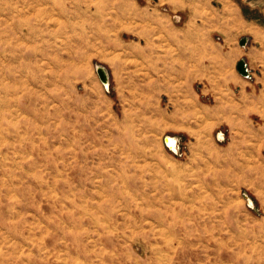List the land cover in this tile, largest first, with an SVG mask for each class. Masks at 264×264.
Masks as SVG:
<instances>
[{
	"label": "rangeland",
	"instance_id": "obj_1",
	"mask_svg": "<svg viewBox=\"0 0 264 264\" xmlns=\"http://www.w3.org/2000/svg\"><path fill=\"white\" fill-rule=\"evenodd\" d=\"M0 2V264H264L263 12Z\"/></svg>",
	"mask_w": 264,
	"mask_h": 264
},
{
	"label": "bare ground",
	"instance_id": "obj_2",
	"mask_svg": "<svg viewBox=\"0 0 264 264\" xmlns=\"http://www.w3.org/2000/svg\"><path fill=\"white\" fill-rule=\"evenodd\" d=\"M0 7H7V6H4L1 2H0ZM2 10V9H1ZM100 13V12H99ZM4 32H5V29L3 30ZM1 33H3L2 31H0V40H2V41H4L5 42V45H8L9 47H12L11 46V42L9 41V40H7L8 39V37L7 38H5V40L4 39H2V36H1ZM15 49V50H14ZM11 50L13 51L14 50V52H16V51H18V47H16V46H14L13 45V47L11 48ZM15 54V53H14ZM31 54V53H30ZM21 55V54H20ZM29 55V54H28ZM31 56V55H30ZM18 58H21V57H18ZM16 60H17V55H13V58H12V63H10V65H9V68L7 69L8 70V72H10L11 73V71H14V70H18V71H20V73H21V75H25L26 77L29 75V73H31V80L34 82V83H38V82H43L42 81V79H39V77L36 75V71L34 70V69H31V70H29V71H27L28 70V65H30V63L29 62H25V60H22V61H20L19 62V65H12V64H14V62H16ZM32 66V65H31ZM38 71V70H37ZM28 72V73H27ZM27 73V74H26ZM38 77V78H37ZM8 80V79H7ZM41 80V81H40ZM109 84V83H108ZM31 100H33V98L31 99ZM115 124H118V123H115ZM170 136V135H169ZM168 143L170 144V147L171 148H176L177 147V144H178V141H177V139L175 138V137H173V136H170V139L168 140ZM205 190V189H204ZM206 193V192H205ZM199 198V197H198ZM248 200H249V202L252 204V200L249 198V196H248ZM173 236H175V235H173ZM182 245V244H181ZM257 245V244H256ZM172 246V245H171Z\"/></svg>",
	"mask_w": 264,
	"mask_h": 264
},
{
	"label": "water",
	"instance_id": "obj_3",
	"mask_svg": "<svg viewBox=\"0 0 264 264\" xmlns=\"http://www.w3.org/2000/svg\"><path fill=\"white\" fill-rule=\"evenodd\" d=\"M247 42H248V37H243V38L240 39V44L241 45L245 46L247 44ZM96 69H97V72H98L99 77L102 80V82L105 85L108 86L109 74H108V71H107L106 67L103 66V65H97ZM237 69L243 76H245V77H250L251 76V72L249 70L248 63L246 62L245 59H240L237 62ZM164 139H165V143L167 144V146L170 147V144L168 143V140L170 139V136L166 135ZM172 150H176V149H172ZM247 199H248V196H247ZM248 202H249V200H248Z\"/></svg>",
	"mask_w": 264,
	"mask_h": 264
},
{
	"label": "crops",
	"instance_id": "obj_4",
	"mask_svg": "<svg viewBox=\"0 0 264 264\" xmlns=\"http://www.w3.org/2000/svg\"><path fill=\"white\" fill-rule=\"evenodd\" d=\"M235 1H241L242 3L246 4L247 7L258 9L264 13V0H231L233 3H235ZM256 24L261 32L264 31V24Z\"/></svg>",
	"mask_w": 264,
	"mask_h": 264
}]
</instances>
